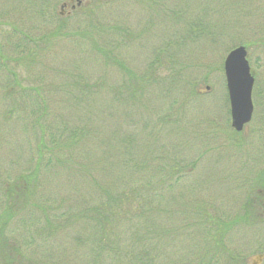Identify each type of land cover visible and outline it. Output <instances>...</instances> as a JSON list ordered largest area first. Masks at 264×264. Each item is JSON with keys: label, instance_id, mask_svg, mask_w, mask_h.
Instances as JSON below:
<instances>
[{"label": "rangeland", "instance_id": "1", "mask_svg": "<svg viewBox=\"0 0 264 264\" xmlns=\"http://www.w3.org/2000/svg\"><path fill=\"white\" fill-rule=\"evenodd\" d=\"M63 1L0 0V213L35 178L11 237L38 264H110L93 219L126 195L114 233L135 231L156 264H244L259 234L240 217L264 161V0H88L61 17ZM239 45L254 112L235 132L223 60Z\"/></svg>", "mask_w": 264, "mask_h": 264}, {"label": "trees", "instance_id": "2", "mask_svg": "<svg viewBox=\"0 0 264 264\" xmlns=\"http://www.w3.org/2000/svg\"><path fill=\"white\" fill-rule=\"evenodd\" d=\"M34 181L35 178L33 176H26V186L22 185L20 191H15V196H13L11 193L6 194L8 204L0 213V264L39 263L37 260H32L29 258L30 256L25 252V248L22 247V244L18 243L14 238H12L9 232V222L15 215L25 209V206L28 203L27 200L31 196L34 189V187H32L33 185H31ZM8 192H10V190H7V193ZM123 196L120 195L117 197V199L113 198L112 204L106 203V206L108 207L98 212L97 217L93 219V225L95 226L96 234L92 236V243L95 245L90 246L94 248L93 250L97 253V258H100L101 255L104 256L103 254H110L107 255V257L111 256L112 258L110 264H113V262L114 264H156V257L151 254L150 247L142 240L141 236L137 235L135 231L132 232L133 239L127 237L125 238L123 236L121 240H119V235L114 233L119 225H126L127 222H130L131 217H128V214L133 211L132 209H129V205L133 202L127 198L126 195ZM125 202L128 204L124 205ZM96 210H99V206L96 207ZM137 213L138 211H136V214ZM242 218L243 216L240 217V219ZM128 229H132L130 224ZM128 231L129 230H127V232ZM223 232L224 229L220 234L223 235ZM110 234H112V236H110ZM137 236L139 237L137 238ZM217 236L220 239L222 238L219 235ZM104 238H106V240H104ZM120 243H122L124 248V256L119 259L118 257H115V255H117L116 251L118 248L121 247ZM97 244H99L98 246L101 245L100 252L95 249L98 247L96 246ZM103 259H99L101 260V264H103Z\"/></svg>", "mask_w": 264, "mask_h": 264}, {"label": "water", "instance_id": "3", "mask_svg": "<svg viewBox=\"0 0 264 264\" xmlns=\"http://www.w3.org/2000/svg\"><path fill=\"white\" fill-rule=\"evenodd\" d=\"M243 45L229 50L223 60V71L230 109V125L241 131L250 121L253 111L251 92L254 77L250 71Z\"/></svg>", "mask_w": 264, "mask_h": 264}, {"label": "flooded vegetation", "instance_id": "4", "mask_svg": "<svg viewBox=\"0 0 264 264\" xmlns=\"http://www.w3.org/2000/svg\"><path fill=\"white\" fill-rule=\"evenodd\" d=\"M87 3L88 0L63 1L59 6V15L61 17L70 16L78 12ZM252 118L249 123L252 121ZM258 183L261 185L260 189L253 193L254 195L251 192L249 193L243 210L245 225L248 226L249 230L257 225L259 231L257 238L253 236L247 242L244 264H264V161L260 169ZM229 262L230 264H239L237 255H232L229 258Z\"/></svg>", "mask_w": 264, "mask_h": 264}]
</instances>
